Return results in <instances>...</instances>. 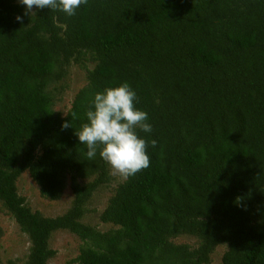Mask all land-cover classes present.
Returning <instances> with one entry per match:
<instances>
[{"label":"trees","instance_id":"16d2710c","mask_svg":"<svg viewBox=\"0 0 264 264\" xmlns=\"http://www.w3.org/2000/svg\"><path fill=\"white\" fill-rule=\"evenodd\" d=\"M34 11L20 23L19 0H0V205L28 240L21 264H45L58 230L78 239L75 264H212L218 246L217 264H264V0ZM73 66L85 82L60 114L53 106ZM121 82L152 125L139 135L157 143L147 169L115 183L101 231L82 218L110 166L99 151L89 159L75 133L94 94ZM23 173L43 199L68 190L66 210L31 211L16 188ZM183 236L195 245L174 241Z\"/></svg>","mask_w":264,"mask_h":264},{"label":"clouds","instance_id":"9594fccd","mask_svg":"<svg viewBox=\"0 0 264 264\" xmlns=\"http://www.w3.org/2000/svg\"><path fill=\"white\" fill-rule=\"evenodd\" d=\"M19 3L24 13L15 19L22 23L24 16L37 14L34 9L58 10L69 17L75 16L77 9L86 5L88 0H19ZM137 103V94L128 82L96 92L85 113L86 122L75 133L80 144L86 146L89 159H94L99 151L112 174L124 179L150 166L148 148L149 145L154 148L157 143L139 135V132L151 133L153 129L148 114L139 109ZM71 118L77 119V114L73 112ZM70 127L71 122L62 125V128Z\"/></svg>","mask_w":264,"mask_h":264},{"label":"rangeland","instance_id":"374dc122","mask_svg":"<svg viewBox=\"0 0 264 264\" xmlns=\"http://www.w3.org/2000/svg\"><path fill=\"white\" fill-rule=\"evenodd\" d=\"M88 68H91L88 65ZM67 79L60 84L63 88L59 90L58 99L54 103V110L63 114L74 94L85 82L84 72L77 68L70 67ZM109 174L112 178L107 185L99 188L91 196L90 201L86 204L87 212L84 214L82 221L97 229L104 231L107 226L100 223L98 214L103 209L106 200L110 197L111 190L116 182L122 181V177L113 175L109 167ZM17 192L25 199L27 207L38 212L44 217H55L66 210L70 200V194L67 191L57 201H49L39 196L36 186L31 182L27 174H22L16 181ZM0 264H6L11 261L14 264H21L28 252L29 243L25 235H23L13 219H11L0 205ZM176 243H186L195 245V239L190 237H178L174 240ZM79 241L78 239L64 230H58L52 233L48 241V246L54 251V255L50 257L45 264H75L70 261L77 255ZM224 246H218L212 252L210 258L212 264H217Z\"/></svg>","mask_w":264,"mask_h":264}]
</instances>
